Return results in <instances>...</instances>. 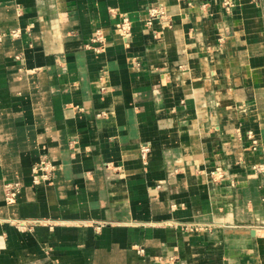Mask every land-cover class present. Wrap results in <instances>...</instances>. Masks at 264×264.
Instances as JSON below:
<instances>
[{
    "label": "crops",
    "instance_id": "0c3cea01",
    "mask_svg": "<svg viewBox=\"0 0 264 264\" xmlns=\"http://www.w3.org/2000/svg\"><path fill=\"white\" fill-rule=\"evenodd\" d=\"M223 1L0 0V264H264V0Z\"/></svg>",
    "mask_w": 264,
    "mask_h": 264
},
{
    "label": "built area",
    "instance_id": "2783aa9c",
    "mask_svg": "<svg viewBox=\"0 0 264 264\" xmlns=\"http://www.w3.org/2000/svg\"><path fill=\"white\" fill-rule=\"evenodd\" d=\"M223 7L228 9L231 5L230 0H224L222 2ZM204 5H202L203 7ZM110 15L115 18L114 23L112 24L113 33L127 43L128 39L132 35V22L128 14L126 13H114L110 11ZM165 12L161 5L155 6L150 5L147 9V19L145 21V26L150 27L152 20L154 18H164ZM155 35V33H153ZM105 37L104 34L99 30H95L85 43V47H91V44L97 43L96 47L93 49L98 52L101 51L104 47ZM247 137L250 139L251 147L256 146V139H254L251 133L247 134ZM148 152L147 146L140 147L141 158L144 160L146 153ZM53 167L47 160H41L32 167V183L38 184L41 182H49L52 175ZM217 172V169L214 171ZM21 185L16 182L5 183L3 185V195L4 200L7 203H11L15 200L17 194L20 192ZM35 220H25V219H12L10 223L18 228H26L31 224L35 223Z\"/></svg>",
    "mask_w": 264,
    "mask_h": 264
}]
</instances>
